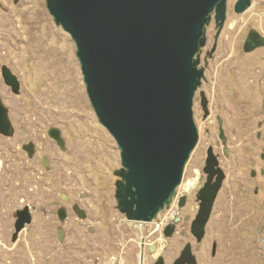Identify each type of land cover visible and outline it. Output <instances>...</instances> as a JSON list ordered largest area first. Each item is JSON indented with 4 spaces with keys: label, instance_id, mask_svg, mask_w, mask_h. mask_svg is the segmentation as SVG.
I'll return each instance as SVG.
<instances>
[{
    "label": "rangeland",
    "instance_id": "obj_1",
    "mask_svg": "<svg viewBox=\"0 0 264 264\" xmlns=\"http://www.w3.org/2000/svg\"><path fill=\"white\" fill-rule=\"evenodd\" d=\"M237 1L227 0L222 27L212 14L196 54L204 71L193 102L199 138L176 194L157 216L166 215L160 228L168 222L175 232L148 236L159 219L132 221L119 207L120 148L91 104L74 39L46 0H0V95L13 125L11 135L0 133V264H154L159 256L173 264L188 243L198 264H264V46L244 50L251 30L264 36V0L242 12ZM3 64L18 76L19 93L5 83ZM86 111L89 118L81 115ZM30 141L33 156L24 149ZM209 146L226 177L198 241L191 225ZM189 180L196 185L186 191ZM26 205L32 221L14 239L17 210Z\"/></svg>",
    "mask_w": 264,
    "mask_h": 264
},
{
    "label": "water",
    "instance_id": "obj_2",
    "mask_svg": "<svg viewBox=\"0 0 264 264\" xmlns=\"http://www.w3.org/2000/svg\"><path fill=\"white\" fill-rule=\"evenodd\" d=\"M252 0H238L242 12ZM56 22L70 33L77 46L87 92L100 122L116 139L123 164L117 182L119 207L127 218L149 222L170 203L181 184L185 165L199 134L193 102L204 75L196 54L205 43L206 26L215 18L224 25L227 0H46ZM264 46V36L251 30L244 50ZM1 74L14 93L21 83L3 64ZM207 98L202 97L205 114ZM13 125L0 95V133L11 135ZM51 135L61 143L59 130ZM221 137L226 140L221 131ZM29 156L35 143L24 144ZM215 162L209 148L207 164ZM208 174V167L205 168ZM212 175L209 176V180ZM225 174L205 189L204 209L193 224H200L201 240ZM208 182V181H207ZM186 196H181L184 204ZM77 214L85 210L74 205ZM67 216L64 206L57 211ZM32 221L29 205L17 210L14 239ZM62 238L63 230L59 229ZM143 262L142 254L140 256ZM188 243L173 264H197ZM154 264H166L163 256Z\"/></svg>",
    "mask_w": 264,
    "mask_h": 264
},
{
    "label": "flooded vegetation",
    "instance_id": "obj_3",
    "mask_svg": "<svg viewBox=\"0 0 264 264\" xmlns=\"http://www.w3.org/2000/svg\"><path fill=\"white\" fill-rule=\"evenodd\" d=\"M207 107H208V103H207ZM222 121V120H221ZM212 148V153H213V156H214V159H215V162L213 163V165L210 166V164H207L206 161H207V157H208V151H209V148ZM208 148V151H207V157H206V160H205V165H204V170L205 168L208 167V170H209V173L207 174L206 173V181L205 183L200 186L199 190H198V201H199V210H198V213L200 212V210L202 211L204 209V204H205V199H204V195H205V189L209 186V185H212L214 184L217 180H218V177L221 175V174H225V172L223 171L221 165H220V159H219V156L215 153L214 149H213V146H209ZM256 174V172L254 171V175ZM212 175V178L209 180V176ZM225 177H226V174H225ZM225 179V178H224ZM208 181V182H207ZM224 181V180H223ZM218 196V195H217ZM217 199V198H216ZM216 201V200H215ZM214 207V206H213ZM198 215V214H197ZM166 215L164 214H160V217L157 218L159 219V223H158V226L156 228H154L153 230L150 231V228H147V230L149 231V235L150 236L151 234H153L154 232H156L157 230L159 232H162L164 234H174L175 232V226L172 225V224H169L168 222L166 224H163V226L160 228V223H163V219ZM197 218V216H196ZM195 218V219H196ZM156 218L153 220V221H149V222H155V220H157ZM197 222H195L194 224L191 225V233L194 235V237L198 240V235L201 234L202 232V229H201V226L200 224H196ZM207 225V224H206ZM206 229V227H205ZM157 231V232H158ZM205 234H206V231L204 230V233H203V237L201 240H198V241H202L205 237ZM147 238V237H146ZM146 238L143 236V239L141 241V249H140V256L142 254V257L144 258L145 257V250H146V245H147V240ZM215 248V246H214ZM160 257V256H159ZM179 257V256H178ZM177 257V258H178ZM176 258V259H177ZM198 262V260H197ZM155 263V262H154ZM144 264V262H143ZM198 264V263H197Z\"/></svg>",
    "mask_w": 264,
    "mask_h": 264
},
{
    "label": "bare ground",
    "instance_id": "obj_4",
    "mask_svg": "<svg viewBox=\"0 0 264 264\" xmlns=\"http://www.w3.org/2000/svg\"><path fill=\"white\" fill-rule=\"evenodd\" d=\"M23 40V39H22ZM24 40H25V42L26 41H28L29 40V38L28 37H26V38H24ZM23 40V41H24ZM29 42V41H28ZM28 44H30V43H28ZM27 45V44H26ZM34 47V46H33ZM34 49V48H33ZM32 49V50H33ZM77 79H79V77L77 78ZM68 82L70 81L72 84H73V80L72 79H68L67 80ZM81 86V84H79V86H78V88ZM74 90L75 89H77V87H74L73 88ZM90 111H86V112H82L81 113V115H83V117H90L89 116V113ZM195 185H196V180H189L188 182H186V183H184V185H183V188L186 190V191H191L192 189H194L195 188Z\"/></svg>",
    "mask_w": 264,
    "mask_h": 264
}]
</instances>
